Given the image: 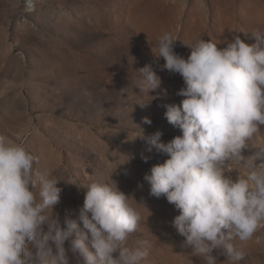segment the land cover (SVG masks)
<instances>
[{"label":"rangeland","instance_id":"rangeland-1","mask_svg":"<svg viewBox=\"0 0 264 264\" xmlns=\"http://www.w3.org/2000/svg\"><path fill=\"white\" fill-rule=\"evenodd\" d=\"M34 5L26 12L22 0H0V134L24 144L38 158L35 169L60 180L61 201L54 211L61 220L66 209H74L83 229L84 188L94 181L117 184L141 216L128 243L148 242L150 255L142 264H206L174 228L179 211L166 197L151 196L143 179L167 156L148 152L136 136L160 131L167 143L182 135L164 114L165 105L184 99L177 95L183 78L160 71L150 44L155 47L169 32L177 39L174 52L187 58L191 50L185 43L201 39L220 48L237 35L255 43L252 32L264 33V0H34ZM148 64L162 79L149 93L137 86L138 70ZM144 117L152 123H143ZM255 140L264 141V129ZM231 167L226 175L246 174L239 165ZM242 247L246 255L239 264H264V228ZM213 255L216 264H229L219 250Z\"/></svg>","mask_w":264,"mask_h":264},{"label":"clouds","instance_id":"clouds-1","mask_svg":"<svg viewBox=\"0 0 264 264\" xmlns=\"http://www.w3.org/2000/svg\"><path fill=\"white\" fill-rule=\"evenodd\" d=\"M22 3L26 12L34 10V0ZM252 34L255 43L237 35L225 48L211 39L185 43L191 50L187 58L174 52L177 39L169 32L155 47L150 44L160 71L183 78L177 95L184 99L165 105L164 114L182 135L167 143L160 131L136 136L148 152L167 156L143 179L151 196L166 197L179 211L174 228L206 264H216L214 250L229 264H239L246 255L242 245L264 228V141L255 140L264 129V33ZM138 71L141 92L161 87L152 64ZM143 123L152 120L144 117ZM37 161L24 144L0 134V264H72L73 259L142 264L148 259L147 241L128 243L141 216L117 184L94 181L84 188L82 229L74 209H66L63 220L54 211L61 201L60 180L36 170ZM234 164L246 174L226 175ZM49 209L56 214L49 215Z\"/></svg>","mask_w":264,"mask_h":264}]
</instances>
